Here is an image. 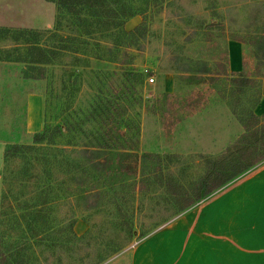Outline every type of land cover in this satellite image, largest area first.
<instances>
[{"label": "rangeland", "instance_id": "1", "mask_svg": "<svg viewBox=\"0 0 264 264\" xmlns=\"http://www.w3.org/2000/svg\"><path fill=\"white\" fill-rule=\"evenodd\" d=\"M124 1L138 13L126 29L145 18L144 35L128 49L132 57L115 46L116 34L88 36L75 13L51 2L53 25L37 29L58 27L71 38L39 71L15 60L25 51L19 29L34 28L18 25L12 7L20 0H0V194L4 148L30 142L45 125L66 127L57 140L63 155L81 161L88 177L71 190L55 185L60 199L47 210V225L37 219L29 228L13 216L0 224L4 264H129L138 242L215 190L183 205L206 176L204 157L243 132L237 115L264 94V0ZM79 35L88 44H78ZM231 41L243 47L235 72L227 70ZM25 70L34 77H24ZM83 147L101 149L110 164L93 170L78 151ZM54 169L63 179L62 168Z\"/></svg>", "mask_w": 264, "mask_h": 264}, {"label": "trees", "instance_id": "2", "mask_svg": "<svg viewBox=\"0 0 264 264\" xmlns=\"http://www.w3.org/2000/svg\"><path fill=\"white\" fill-rule=\"evenodd\" d=\"M46 1L55 3L58 8L65 7L69 12L75 13L77 25L81 26V32L88 36L93 33L116 34L120 40L114 42L115 46L120 47L122 53L129 57H132L133 53L128 49L137 43V40L145 33L144 17L131 29L124 27L128 18L138 14L124 0ZM76 6H80V9L87 8L92 18L81 15ZM44 36L47 38L42 40ZM16 37L22 38L23 41L18 47L19 49L24 48L25 51L24 55L20 53L22 55L15 60L25 62L29 68L39 69V71L53 64L54 60L69 48L66 41L71 38L61 34L58 27L53 29L21 28ZM48 37H50L51 42H49ZM73 38L79 41L78 44H88L85 39H79L81 38L80 35ZM23 76L34 77L27 70L23 72ZM35 77H40V75H35ZM258 100L257 97L253 101V107ZM253 107L244 110V114L237 115L243 126V132L219 153L204 157L208 165L206 176L203 177L204 180L194 195L183 205L200 199L203 195L237 176L238 173H242L250 169L255 163L264 160V113L256 115ZM64 130H67L64 125H45L32 134L30 142H16L6 145L3 151L0 224L13 216L16 219L25 220L26 226L29 228H36L37 219H41L40 222L44 226L47 225L50 221L47 210H52L53 205L60 199L58 192L53 191L56 188L55 185L63 187V190L66 188L71 190L72 188L69 187L81 185L88 179L85 176L86 168L80 169L77 163L81 161L75 158L68 159L63 155V152L66 151L65 147L60 146L57 140L63 136ZM78 151L82 153V159L91 163L90 166L93 170H97L101 166L104 168L111 162V156L105 159L100 158L103 153L97 147H83ZM141 156L146 158L149 153L144 152ZM57 166L62 168L59 171L64 174L61 180H59L54 169ZM33 187H39V189L36 190ZM17 202L23 204L21 210L17 207ZM16 210H19L17 213L22 212L20 217L17 216ZM41 211H43L42 216L39 214ZM2 234L0 228V264H4V253L1 247L3 243ZM24 264H27V260Z\"/></svg>", "mask_w": 264, "mask_h": 264}, {"label": "crops", "instance_id": "3", "mask_svg": "<svg viewBox=\"0 0 264 264\" xmlns=\"http://www.w3.org/2000/svg\"><path fill=\"white\" fill-rule=\"evenodd\" d=\"M31 1L12 3L18 25H53L52 3ZM229 49L227 70L235 72L241 69L243 47L231 41ZM28 100L38 102L36 95ZM253 111L264 112V94ZM129 264H264V162L148 234L132 249Z\"/></svg>", "mask_w": 264, "mask_h": 264}, {"label": "bare ground", "instance_id": "4", "mask_svg": "<svg viewBox=\"0 0 264 264\" xmlns=\"http://www.w3.org/2000/svg\"><path fill=\"white\" fill-rule=\"evenodd\" d=\"M33 111V110H32ZM32 118H33V116H32Z\"/></svg>", "mask_w": 264, "mask_h": 264}]
</instances>
